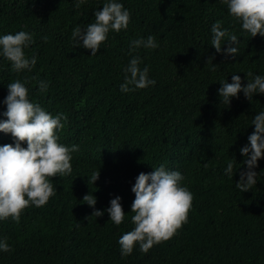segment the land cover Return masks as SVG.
Masks as SVG:
<instances>
[{
    "label": "trees",
    "instance_id": "16d2710c",
    "mask_svg": "<svg viewBox=\"0 0 264 264\" xmlns=\"http://www.w3.org/2000/svg\"><path fill=\"white\" fill-rule=\"evenodd\" d=\"M77 2L0 0V36L33 34L25 51L36 57L31 71L16 72L0 56V120L7 119L8 84L27 81L32 102L67 117L59 142L78 145L72 173L53 178L56 195L46 205L27 207L19 222L0 220V241L10 248L0 250V264H264V159L250 191L235 187L246 170L240 149L255 130L254 116L264 112V94L250 102L241 92L230 105L218 94L220 81L231 83L233 74L244 85L249 71L264 76V37L245 33L222 0H116L131 14L128 28L110 31L93 56L82 44L74 47L72 32L95 22L94 13L108 0ZM217 21L238 37L236 56L212 47ZM149 36L157 48L133 46ZM137 56L156 83L122 92L130 75L125 69ZM209 57L214 59L206 65ZM38 81L48 82L46 92H39ZM13 143L10 133L0 132V146ZM161 164L179 171L182 186L193 194L188 221L147 253L137 244L124 256L119 238L134 228L131 189L141 172ZM98 170V180L90 183ZM90 192L95 208L83 201ZM117 196L126 213L119 226L106 211ZM95 210L104 214L95 217Z\"/></svg>",
    "mask_w": 264,
    "mask_h": 264
},
{
    "label": "clouds",
    "instance_id": "9594fccd",
    "mask_svg": "<svg viewBox=\"0 0 264 264\" xmlns=\"http://www.w3.org/2000/svg\"><path fill=\"white\" fill-rule=\"evenodd\" d=\"M83 0H78L79 7ZM230 15L241 22L242 30L252 38L257 35L264 37V0H222ZM95 22L87 25L86 29L74 28L72 37L74 47H82L96 55L100 45L104 43L110 31L126 30L130 23L131 14L122 3L108 0L102 9L94 13ZM211 45L217 53L236 56L239 49L238 37L222 28L220 21L212 25ZM227 37L228 47L222 49V40ZM47 41V37H44ZM34 43L33 34L18 31L15 34L0 36V56L10 62L16 72L31 71L36 64V57L29 58L26 49ZM135 48L155 49L159 45L153 36L146 40L138 39L133 42ZM214 57H209L206 65L212 63ZM140 58L131 59L125 72V82L120 86L122 92L144 89L155 85V80L148 78L149 69L139 67ZM247 84H242L239 75H232V82L220 81L218 89L220 99L230 105L232 98H238L243 92L251 102L256 93L264 94V76L246 73ZM35 79V77L33 78ZM27 81L17 79L9 83L8 95L3 103L7 110L2 113L7 119L0 120V132L11 134L13 144L0 146V220L11 218L19 222L24 209L29 206L42 207L56 195L57 189L51 182L54 177L70 175L73 171L72 153L78 151V145L71 147L60 143L59 131L64 128L67 117L62 113L55 116L47 112L39 103L29 99ZM39 92L48 90V82L38 81ZM131 86V87H130ZM252 125L254 132L248 136L249 143L240 149L245 159L242 164L245 171L240 172V179L235 187L241 192L250 191L257 183L260 173L254 171L258 161L264 159V112L254 116ZM27 144L23 147L22 144ZM235 159L227 164L225 172L229 177L234 175ZM99 170L90 177V183L95 184L99 178ZM184 176L179 171L167 170L163 164L154 168L150 173L141 172L136 177L132 187L135 199L131 205V223L134 228L119 238L121 254L127 256L136 247L147 253L154 245L167 241L177 234V231L188 221V213L192 207L193 194L186 186H182ZM27 197V198H26ZM83 201L95 208L97 199L91 192L83 197ZM110 220L117 226L125 220L126 213L121 204V197L110 201L106 209ZM104 213L95 210L92 215L100 217ZM0 250L10 251L6 242L0 241Z\"/></svg>",
    "mask_w": 264,
    "mask_h": 264
}]
</instances>
